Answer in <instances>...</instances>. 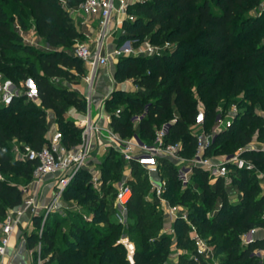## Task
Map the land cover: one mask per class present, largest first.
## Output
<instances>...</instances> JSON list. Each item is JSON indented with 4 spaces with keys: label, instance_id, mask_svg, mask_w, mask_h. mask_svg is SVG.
I'll return each instance as SVG.
<instances>
[{
    "label": "trees",
    "instance_id": "1",
    "mask_svg": "<svg viewBox=\"0 0 264 264\" xmlns=\"http://www.w3.org/2000/svg\"><path fill=\"white\" fill-rule=\"evenodd\" d=\"M18 1L28 11L37 33L50 48L37 49L22 42L8 10L0 0V71L17 85L31 77L37 86L39 99V102L33 101L20 95L13 96L9 103L0 104V171L3 174L15 171L30 181L34 163L14 157L11 143L16 139L22 146L28 144L36 149L44 146L49 126L48 109L54 110L66 144H78L82 138V128L66 116V104L72 102L85 110L86 99L76 89L56 81L68 78L78 82L85 73L83 59L75 55L72 49L84 35L76 27L69 9L82 0ZM261 1H133L130 11L134 18L125 20L122 37L141 39L149 35L152 42H174V48L162 54L119 57L116 78H133L150 93L113 91L111 97L106 99L107 109L120 101L127 104L119 114L111 112L113 128L123 136L138 133L143 139H153L159 126L172 116L176 106L181 115L170 123L165 140L181 141L182 153L188 157L195 153L197 138L192 125L199 109L194 103L192 76L185 71L186 61L195 53L185 51L186 46L204 52L209 57V67L197 72V89L203 92L202 98L206 102L204 128L207 131L216 121L223 94H237L245 86L253 85L256 89L249 91L248 97L264 99V40L256 43L261 38L257 32L264 27V15L244 18V14L257 7ZM146 99H151L147 110ZM145 110V115L135 125L132 116ZM237 117L238 120L235 119L216 134L206 154L225 152L229 142L245 146L253 140L257 132L253 124L261 122L262 118L250 109L239 110ZM243 155L264 167V154L261 151L247 150ZM159 160L163 175L168 179L166 196L172 203L190 206L188 218L208 243L213 244L215 253H219V264H260V256L254 250L264 249V235L255 236L249 243L242 244L247 231L264 226V216L261 215L264 212V195L259 194L257 183L249 182V175L254 172L238 169L232 174L231 182L241 192L240 199L233 201L229 197L231 183L224 177L214 178L207 169L194 166L190 182L182 189L173 162L162 157ZM100 167L103 193L92 184L91 173L81 169L67 185L63 196L64 201L72 198L88 205L94 212L92 219H82V223L74 221L69 238L61 245L57 230L62 218L58 215L59 210H56L50 213L54 214L53 220L45 223L41 235L39 231L27 235V246L33 248L36 242L42 241L43 254L49 255L44 264H162L170 251L172 240L167 233L156 236L152 241L147 236L150 235L149 229L154 228L156 223L150 216L159 208L156 198L150 200L147 197L151 184L146 170L137 163L133 164L138 181L129 204V214L134 215L135 221L129 228L143 235L141 244L136 247L134 261H131L126 247L119 241L125 232L123 224L116 218L113 185V181L122 177L124 161L119 152L112 148L103 157ZM21 202V186L0 179V218H4L8 208ZM218 203L217 211L209 216L208 212ZM40 217L41 214L34 215V222ZM173 227L178 247L193 246L192 255L182 256L180 264H212L209 257L198 252L188 220L177 217Z\"/></svg>",
    "mask_w": 264,
    "mask_h": 264
},
{
    "label": "built area",
    "instance_id": "2",
    "mask_svg": "<svg viewBox=\"0 0 264 264\" xmlns=\"http://www.w3.org/2000/svg\"><path fill=\"white\" fill-rule=\"evenodd\" d=\"M135 0H82L78 5L70 7L74 14L82 16L83 23L88 24L94 30H100L94 48L87 43L77 41L74 44L73 52L85 62L88 68L84 79L88 85L85 98L88 103V110L81 118L74 119L77 126L82 128V138L78 144L68 145L64 142L63 131L59 128L55 120L49 119V126L46 132L47 142L44 146L36 149L28 144L23 146L15 139L13 141L14 152L19 153L18 158L33 161L34 170L32 179L21 186L22 202L8 208L6 215L0 221V264H7L11 257L10 246L12 237L20 226L25 223L29 227L34 224V215L43 211V220L47 216L59 210L62 205L64 191L81 169H86L91 173V182L97 190H101L103 174L100 167L101 161L110 149H115L124 161L123 174L120 179L113 181L115 186V205L116 218L122 224L128 222L129 204L134 197V185L138 177L133 170V164L137 163L144 168L148 174L151 184L148 199L156 198L158 207L169 213L173 220L183 217L191 225V235L197 244L199 253L207 255L210 248L206 238L198 231L195 224L188 218V212L179 205L171 203L166 196L168 179L163 175L160 157L167 158L173 162L177 168V176L182 187H186L190 182L194 166H201L207 169L213 177H224L226 180L232 179V174L238 169H246L257 174H262L260 165L253 159L243 155L242 152L226 154H206V149L214 141L216 134L232 124L239 112L237 104L232 105L229 116L222 117L218 110L215 126L210 131L204 128L205 110L199 109L195 123V135L197 145L195 153L188 157L182 153L183 143L181 141H166V135L170 123L175 122L177 117L165 123L157 129L153 139H143L138 133L131 136H123L111 125L112 113H100L94 118L92 116V98L94 91V81L98 68L108 65L110 58L120 57L121 55L136 53L134 43L140 38H125L121 43L114 46L111 50L105 51L104 36L112 27V22L123 24L126 19H133L134 15L130 11V4ZM124 30V29H123ZM90 38V34L86 33ZM171 46V42L166 41L161 44H148L144 50L145 55H155L167 52L166 48ZM32 78L25 80L30 90L38 96L37 86ZM11 81L0 83V93L3 95L4 103H9L15 95V90L10 89ZM121 108H117L115 113L119 114ZM147 110V107H146ZM136 113L132 116L133 122L139 123L146 113ZM104 117H108L109 122H105ZM5 149V148H4ZM0 171V179H3ZM51 183L54 186V193L46 203L39 200V189L44 184ZM28 214L29 219H28ZM27 217V221L24 222ZM256 228H252L247 234L246 243L252 241L256 235L253 233ZM43 233V225L39 229V234ZM124 244L128 252V258L134 261L135 245L128 236L123 234L119 239ZM36 253V261L33 264H44L42 256V241L39 240L31 249Z\"/></svg>",
    "mask_w": 264,
    "mask_h": 264
},
{
    "label": "rangeland",
    "instance_id": "3",
    "mask_svg": "<svg viewBox=\"0 0 264 264\" xmlns=\"http://www.w3.org/2000/svg\"><path fill=\"white\" fill-rule=\"evenodd\" d=\"M2 1H3L4 6L6 7V9L9 12L10 19L12 20L13 26L15 27V29H17V31L20 33V35L22 37L21 38L22 42L30 44L37 49L48 50L50 48V46L46 43L44 38H42L37 33L34 20L29 15L28 11L21 7V4L19 3V1L18 0H2ZM250 15H252V16L258 15V16L263 17V15H264V0H262L258 4L257 7L246 12L244 14V18L247 19V16H250ZM114 22L115 21H113L112 24ZM239 22H241V20H239ZM115 23H117V21ZM78 24L81 28L84 29V27L79 22H78ZM116 25L113 28H110V30L107 31V33L105 34L104 39H103L105 44H107L109 41H113L114 39H116L117 35H119L121 28L116 30L115 29ZM239 27L241 28L242 26L240 25ZM85 31L90 32L89 27H87V30H85ZM89 34H90V38L87 37L86 35H84L83 38L79 40V42L90 44V46L92 48H94V46L96 45L97 39L100 36V30L97 28V30L90 32ZM257 34L261 38L257 39L256 43L260 42L261 40L263 41L264 40V27H263V29H260L257 32ZM127 38H129V37H126V39ZM151 43L152 44H161V45L163 44V43L152 42L150 40V36L147 35V36L141 38L139 41H136L134 43V50L136 51L135 54H145L143 49H145V47ZM173 46H174V42H171V46L169 48H166L167 49L166 51H168V52L172 51L174 48ZM72 49H74V45H73ZM185 49H186L185 51H192L193 53H195L194 56L191 59L187 60L185 63V65H186L185 71L187 73L191 74L193 82H194V86L192 88L194 98H195L194 103L196 104V107L198 109H204L205 110L206 102L202 98L203 92H201L197 89V82H198V79H197L198 73L197 72H199L201 69H204L205 67H207V68L209 67V63H208L209 57L204 52L202 53L201 51L196 50L193 47H187L186 46ZM30 57L32 59H34L33 55H30ZM116 63H117V61H114V72L116 70ZM83 65L85 67V73H84V75H85L88 71V68L86 67L85 62H83ZM109 66L110 65H107L106 68L99 67L98 72H97L98 75L94 81V91H93V98H92V116L94 118H96L97 116H99L100 113H102L106 110L105 105L103 104V98L102 97L110 92V89H111L110 85L113 86L114 91L115 90H123L126 93H133V94H138L139 91H144L145 95L150 93V90H148L144 87H139L136 83H133V81L131 79H125V80L124 79L123 80L117 79L114 82V85H113V83L110 84V82H111L110 78L111 77L113 78L114 76L109 77L108 74L106 73V72L110 71ZM84 75H82L79 78L78 82L70 81V79H68V78H60V79H56V81L58 83H60L61 85L72 87L82 94L81 89L82 90L84 89L85 93L88 91V85L84 79ZM8 80L11 81L9 88L15 90L14 96L25 95V96H27L28 99H32L33 101L39 102L37 95L34 94L30 90V88L27 86L26 82H24V83L21 82L20 84L17 85L16 83H14L11 80L10 77H7L6 75H4V73L2 71H0V83L8 81ZM108 83H109V85H108ZM118 84L124 85V88L119 89ZM140 89H142V90H140ZM253 89H256L255 86L252 85L249 87V85H248V86H245L237 94H233V95L223 94L222 98L220 99L218 110L221 112L220 115L224 118L229 116V112L231 111L233 104H237L239 110L250 109L262 118L261 122H256L253 124V126L257 127L256 129H257L258 133L256 132V134L253 137V140L249 144L243 146V145H237V144H234L232 142H229V143H227V147L225 149V152L220 153V154L234 153V152H239V151L243 153L244 151H247V150H257V151H261L264 154V99L258 98V97H248L249 91H251ZM150 100L151 99H146L145 107L148 106V102ZM3 101H4L3 95H2V93H0V104L4 103ZM66 105H67L66 116L72 118L73 120L78 118V117H82L83 114H85L86 111L88 110L87 101H86L85 110L80 109L76 104H74L72 102H68ZM126 107H127V104L124 101H120L119 104L112 105V107L109 108L108 111L114 112V111H116L117 108L124 109ZM180 115H181V113L177 110V108L175 106L173 109V112H172V116L169 117L166 121L162 122V125L170 122L173 118L178 117ZM238 115H239V112L233 121H235V119L239 118V117H237ZM239 121H241V120H239ZM161 126H159V128ZM214 126H215V123L212 125L211 129H213ZM261 130H263V133H261ZM11 144L13 147V142ZM12 153H13L14 157L18 158L19 153L14 152L13 150H12ZM260 169L262 171V174H257V173L250 174L249 175L250 176L249 182L250 183H257L258 188H259L258 189L259 194L264 195V167L260 166ZM3 177H4L3 179H5L9 182L17 183L20 186L29 182V181L25 180L23 177H21L20 175H18L15 171L4 173ZM228 183H231L230 188H229L230 199L233 201H238L240 199V196H241L240 190L236 186L233 185L231 180H229ZM183 188L184 187H182V189ZM100 193H103V191L101 190ZM196 201H199V200H196ZM173 203L179 205L183 210H185L187 212H188V209L190 208L189 205L188 206L182 205L178 202H173ZM62 205H63V207H60L59 212H58V215L61 216L60 218H62V221L60 223L59 229L57 230L58 241L61 245L65 244V242H66L65 239L67 237L69 238V235H70L71 230H72V223L74 221H77L78 223H82L83 222L82 219L83 220H85V219L91 220L93 217V213H94L93 211H91L88 208V205L81 204L77 200L72 199V198L70 200L68 199V201L67 200L64 201V198H63L62 199ZM218 207H219V203L217 205H215V208L212 211L208 212V215L212 216L217 211ZM158 208L159 209L157 210V212L150 216L151 219H155L156 223H155V226H153L154 228L149 229L150 235L147 234V236L148 237L150 236L151 237L150 241H152L156 236H160V235H163L165 233L169 234L171 237V240H172L171 246H170V251H169L165 261L162 264H180V259L182 256L192 255L193 246L187 245L184 248L177 246L176 243H177L178 239H177V235L175 233V229L173 227V221H174L173 217H171L169 215V213L166 212L165 210H163L161 207H158ZM193 208H194V206H193ZM261 215L264 216V212ZM53 217H54V214L53 215L50 214L47 216V218L44 221L42 219L43 218V215H42V218L40 217L39 219H37L34 222L33 228L30 229V228H28L29 226H26V225L25 226L27 228L22 227V229L20 230V235L21 234L24 235V239L26 240V245H27V235L33 231L34 232L39 231V229L42 227V225H43V229H44L45 223H47L48 221H52ZM2 219L3 218H0V221ZM134 221H135L134 215L131 214V216H130V214H129L128 215V222L126 224H123V226H124V232H125L124 234L129 237V239L132 241V243L135 245V248H136L137 246H139L141 244L143 234H141L140 232H136L135 230H131V228H129V226L131 224H133L132 222H134ZM249 231H247L243 235L242 244H246L247 234ZM263 233H264V226H258V227H256V231L253 233V235H260ZM209 248H210V250L206 256L211 259L212 264H219L220 263L219 253L218 252L215 253L213 244H209ZM254 253H256L257 255L260 256V264H264V251L260 248H256L254 250ZM42 256L44 257V262L48 261L49 255H44L43 251H42ZM13 257H14V254H12L11 260ZM29 257H30V260L34 263L36 261L37 254L36 253H34V254L30 253Z\"/></svg>",
    "mask_w": 264,
    "mask_h": 264
},
{
    "label": "crops",
    "instance_id": "4",
    "mask_svg": "<svg viewBox=\"0 0 264 264\" xmlns=\"http://www.w3.org/2000/svg\"><path fill=\"white\" fill-rule=\"evenodd\" d=\"M70 13H71L72 17L75 20L76 27L78 28V30L80 32L83 33V35H86V33H90V32L95 31V29L93 30L91 28V26H89L88 24H85V23L82 22V20H81L82 16L81 15H79V14L76 15V14H74L71 11H70ZM78 22L84 27V29L79 26ZM115 22H116V20H115ZM115 22L112 24V27H114L117 24L115 29L118 30V29L121 28V31H120L119 35H117L116 39H114L113 41H109L107 44H105V48H104L105 51L111 50L114 46H116L117 44L121 43L126 38V37H122L123 33L125 32L124 23L121 24V23H115ZM87 27H89V31L90 32L85 31V30H87ZM134 54L135 53H133V54H126V55H134ZM118 59H119V57H112V58H110V61L108 63V65H110L109 66L110 67V71L109 72H106L109 77L114 76L113 78L112 77L110 78V81L111 82L109 81L110 84L113 83V85H114V82L117 80V78L115 76V72H114V61H118ZM106 67H107V65L101 66V68H106ZM97 75H98V73H97ZM97 75H96V77H97ZM126 79H131L133 81V83H136L133 78H126ZM108 85H109V83H108ZM138 86L141 87L140 85H138ZM110 87H111L110 92L107 93L105 96L102 97L103 98V104L105 105V109H106L104 111V113H109L110 112L106 108V99L109 98V97H111V95H112V93L114 91L113 86L110 85ZM118 88L119 89H123L124 88V85L118 84ZM140 90H142V89H140ZM81 92L85 96L84 89L83 90L81 89ZM84 115L85 114H83V116ZM78 118H81V117H78ZM49 119H51V120L53 119V120L56 121L55 112L52 109H48V120ZM104 120L107 123V122H109L110 119L108 117H106V118L104 117ZM137 124L138 123H136L135 125H137ZM192 129H193V132H195L196 127H194L192 125ZM217 155H220V154H217ZM227 182H229V180H227ZM53 193H54V186H53V184H51V183L44 184L39 189V200L41 201V203H46L47 201H49V199L51 198V196L53 195ZM39 212H40L39 214H42L43 213L42 210H40ZM29 215L30 214H28V219H29ZM25 219L26 220L24 222H26L28 220L27 217ZM26 226H28V225L26 224ZM26 226H25V223H23L20 226V228L18 229V231H16V233L13 235V237H12V244H11L9 250H10V253H11V257H12V254H14V257L12 258V260H11V257H10L8 259V261H7V264H33V262L30 260V257H29L30 256V253H32V250H31V248L29 249V247L26 245V240L24 239V235L23 234L20 235V230L22 229V227L27 228ZM33 227H34V224H33V226H30L28 228L31 229ZM263 235H264V233L263 234H260V235H256V236H263ZM262 250L264 251V249H262Z\"/></svg>",
    "mask_w": 264,
    "mask_h": 264
},
{
    "label": "water",
    "instance_id": "5",
    "mask_svg": "<svg viewBox=\"0 0 264 264\" xmlns=\"http://www.w3.org/2000/svg\"><path fill=\"white\" fill-rule=\"evenodd\" d=\"M30 82H33V80L31 79Z\"/></svg>",
    "mask_w": 264,
    "mask_h": 264
}]
</instances>
